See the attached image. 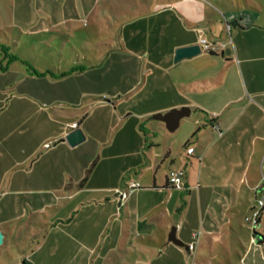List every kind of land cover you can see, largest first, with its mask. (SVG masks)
Wrapping results in <instances>:
<instances>
[{
    "label": "crops",
    "instance_id": "0c3cea01",
    "mask_svg": "<svg viewBox=\"0 0 264 264\" xmlns=\"http://www.w3.org/2000/svg\"><path fill=\"white\" fill-rule=\"evenodd\" d=\"M227 1L225 9L216 0L163 3L152 36L159 39L155 45L165 49L166 66L175 70L118 112L109 103L73 96L81 87L76 79L83 66L58 77L25 68L30 88H23L31 93H11L0 111V186L9 176L0 206L11 211L20 202L33 204L36 199L43 206L46 199L69 210L93 206V217L71 227L68 241L61 242L67 250L62 262L69 263L76 253L80 264H86L82 251L103 232L99 264H131L128 257L139 249L152 256L160 247L182 254L180 245L168 239L174 219L177 237L193 244L190 251L198 244L205 248L222 243L221 238L237 231L240 216L250 211L256 196L264 193L258 174L264 159V15ZM200 36L218 48L173 60L177 47L198 43ZM38 69L59 73L70 65ZM182 105L191 108L189 120L184 119L191 126L180 140L168 134L163 122L148 118ZM72 121L85 134L74 146L62 139ZM180 144L192 146V153L181 151ZM92 162L87 180L78 184ZM173 167L184 169L182 187L168 185L167 172ZM133 175L142 184L119 204L114 190L135 179ZM135 217L147 226L134 228L123 240L122 226ZM263 226L264 207L249 237V250L264 243ZM62 246L55 247L58 251ZM35 251L28 254L29 264H42ZM133 259L137 264V255Z\"/></svg>",
    "mask_w": 264,
    "mask_h": 264
},
{
    "label": "rangeland",
    "instance_id": "374dc122",
    "mask_svg": "<svg viewBox=\"0 0 264 264\" xmlns=\"http://www.w3.org/2000/svg\"><path fill=\"white\" fill-rule=\"evenodd\" d=\"M165 1L0 0V111L11 93H31L28 91L30 85L24 80L27 76L26 65L20 58L36 68L47 64L58 68L67 64L70 68L80 69L83 66L79 70L82 75L76 79L81 87L73 96L85 101L109 103L113 112L123 110L142 93L156 89L153 86L158 87L159 80L175 70L166 66L165 49L159 44L155 45L159 39L152 36V23L156 13L165 9ZM216 1L221 9L229 4L227 0ZM231 1L242 11L261 10L264 15V0ZM130 88L137 92L132 94ZM188 118H182L179 126L173 132L168 131V134L180 140L191 126L189 121H185ZM179 149L185 150L181 144ZM262 161L264 159L259 163L258 174L264 180ZM8 178L7 174L2 179L0 193ZM134 178L138 179L136 176ZM23 200L27 201L26 198ZM45 202L44 206L43 201L38 204V199L33 204L20 202L11 209L15 212L0 206V231L5 235L0 243V264H29L31 257L28 254L34 250V255L40 257L42 264H80L81 259L76 253L69 263L62 262L65 259L62 253L67 250L61 242L68 241L71 227L84 224L93 217V206L82 209L78 206L76 210H69L56 207L53 201L47 203L45 199ZM122 215L123 212L118 216ZM176 216L177 213H174L173 217ZM240 218L237 231L231 232L227 239L221 238L222 243L208 244L205 248L198 244L190 251L186 247L187 242L182 240L183 245L178 244L183 250L182 254L162 251L160 247L158 254L152 256L139 249V252H133L128 257L127 262L134 263V255H137V264H264V243L256 248L253 246L255 250H249V237L254 227L244 220V214ZM146 224L147 221L143 219L133 218L130 224L122 226L125 232L123 240L134 228L144 230ZM173 226H177V219H174ZM171 227L167 229V234ZM261 230L264 233V226ZM105 234L103 232L88 241L89 246L82 251L86 264L100 263L104 254L101 246ZM239 239L242 244L238 242ZM56 244L62 246L58 251ZM54 252L57 256L51 257ZM125 256L123 254V261L126 260Z\"/></svg>",
    "mask_w": 264,
    "mask_h": 264
},
{
    "label": "water",
    "instance_id": "95a60500",
    "mask_svg": "<svg viewBox=\"0 0 264 264\" xmlns=\"http://www.w3.org/2000/svg\"><path fill=\"white\" fill-rule=\"evenodd\" d=\"M201 51V48L198 43L186 44L179 46L175 49V54L173 55V60L178 61L183 57H191L198 54ZM191 113L190 106L182 105L180 107L170 108L164 112H153L149 115V119H154L156 121H161L164 123L165 128L172 132L179 126L180 119L182 117H188ZM85 138V134L80 127L69 129L65 135L62 137L63 140L67 141L70 146L78 144ZM176 226L171 227L168 233V239L175 244L183 245V241L176 235ZM4 233L0 231V243L3 240Z\"/></svg>",
    "mask_w": 264,
    "mask_h": 264
},
{
    "label": "built area",
    "instance_id": "2783aa9c",
    "mask_svg": "<svg viewBox=\"0 0 264 264\" xmlns=\"http://www.w3.org/2000/svg\"><path fill=\"white\" fill-rule=\"evenodd\" d=\"M198 44L200 48L206 52H210L218 48V46L215 43L207 41L202 36H200V40ZM77 124H78L77 121H72L67 123L70 129L77 127ZM214 127H215L214 129L220 133L219 130L220 128L218 124H214ZM44 145L47 147L50 145V142H46ZM184 149L188 154H191L193 151L192 146H185ZM184 177H185V172L183 167H173L167 172V180L169 183L168 185L173 187H182V185H184ZM140 186H141L140 181L136 179H128L123 188H115L114 191L118 196L117 198L119 200V204H121L123 200L126 199L134 189ZM263 205H264V193L256 197V201L254 202L250 212L246 216H244V220L252 224L253 227H255L258 223V218L261 215V208ZM193 236H196L195 232H193ZM192 247L193 244L191 242L187 244L188 249H191Z\"/></svg>",
    "mask_w": 264,
    "mask_h": 264
},
{
    "label": "trees",
    "instance_id": "16d2710c",
    "mask_svg": "<svg viewBox=\"0 0 264 264\" xmlns=\"http://www.w3.org/2000/svg\"><path fill=\"white\" fill-rule=\"evenodd\" d=\"M12 56H14V55H12ZM20 59L25 63L26 69L30 73L37 74V75H39V74H43V75L50 74V75L58 77V76L64 75L67 72L74 71V70L78 69V68H70L68 71H62V72H59V73H57V71H51V70L43 71V70H40V69L36 68L35 66L31 65V63H29V61H27L26 59H24V58H20ZM94 164H95V162H92V164L89 167L86 168V174L81 179V181L78 182V184H83V182L87 180L88 174L91 171L92 167H94ZM23 264H25V263H23Z\"/></svg>",
    "mask_w": 264,
    "mask_h": 264
}]
</instances>
